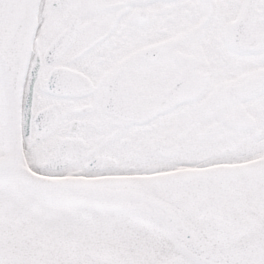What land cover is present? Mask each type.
<instances>
[{"label": "snow or ice", "instance_id": "snow-or-ice-1", "mask_svg": "<svg viewBox=\"0 0 264 264\" xmlns=\"http://www.w3.org/2000/svg\"><path fill=\"white\" fill-rule=\"evenodd\" d=\"M0 264H264V0H0Z\"/></svg>", "mask_w": 264, "mask_h": 264}]
</instances>
